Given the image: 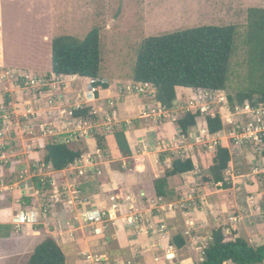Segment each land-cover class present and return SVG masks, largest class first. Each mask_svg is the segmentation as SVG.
I'll return each mask as SVG.
<instances>
[{"label":"rangeland","instance_id":"1","mask_svg":"<svg viewBox=\"0 0 264 264\" xmlns=\"http://www.w3.org/2000/svg\"><path fill=\"white\" fill-rule=\"evenodd\" d=\"M0 3L4 52V68L0 69V107L1 109L4 107L5 113H2L5 119H12L14 116L4 106L10 85H21L24 90L37 92L43 86H30L24 76L40 75L46 77L47 84L51 83L48 79L53 75L51 73L53 37L70 34L83 38L93 27H98L102 57L100 75L104 76L102 80L109 84L114 78L122 79L120 87L123 90L119 88L120 95L136 94L152 101L142 104L137 119H133L129 126L134 128L153 122L150 124L155 127L156 132L152 137L157 142L159 140L156 135L158 136L161 127L164 130L162 121L165 117H168L166 119L171 122L170 126L173 129L174 137L168 138L166 144L159 143L165 150H155L153 155L148 153L136 161L143 162L151 175L153 170L164 175L175 157H191L195 165V168L188 172L190 177L188 182L191 185L189 188V185H184V180L175 179L172 181L173 188L168 185V195L165 198H158V202L154 199L151 205L147 204L150 206L147 212L141 214L137 211V205L130 206L126 212L122 208L115 212L126 219L128 228L133 232L132 236L140 238L144 244L152 236L151 232L155 225L158 224L159 229L163 230L165 228L162 223L170 219L171 233L163 236L166 241L159 246L161 253H151V250L140 252L143 247L139 246L138 252L134 254L131 252L128 255L124 252L114 253L106 247V252H91L93 256L90 257L88 247H84L82 252L86 253L81 255L79 262L197 264L203 258V250L211 239L212 231L219 227L228 240L239 236L252 245L264 244V103L252 107L246 101L244 105H236L232 109L227 100L228 95L247 90L251 85L249 61L252 46L247 41V10L250 7H264V0H0ZM205 24L236 26L234 52L225 90L190 88L189 91H184L183 88H179L176 101L171 109H167L169 112L165 117V109L155 99L154 86L142 93L125 90L127 84L133 85L132 73L136 54L143 38ZM2 70L10 71L13 75H3ZM46 85L44 87L49 86ZM90 86L91 84L88 89L82 91L78 101L60 103L66 106L62 107L65 109L64 116L60 117L65 122L74 121L78 125H87L88 127L83 130L94 136L96 141L97 135L103 136L105 143L107 133L121 129L122 123L117 124L115 98L105 101L109 112L103 116L96 117L90 113L83 118L69 114L72 109L87 106L94 101V94L100 86L92 92L93 95L88 93L91 90ZM50 102H53L52 99ZM58 104L57 106H60ZM188 109H200L203 115L197 117L196 124L189 128L187 135H184L178 129L176 119ZM112 110L116 112L113 115ZM211 112L219 113L223 124V128L215 134L208 132L205 120V116ZM56 117L58 116L50 112L47 118L51 120H48L49 128L46 130H52L50 126L55 128L53 122ZM83 130H72L63 135L73 133V136H76ZM128 132L130 130L126 129V136H131ZM142 133L146 134L144 131ZM220 142L228 146L231 159L229 167L222 172L223 180L214 182L215 172L209 153ZM71 145L76 149H84L80 138L72 141ZM105 150L102 151L105 153ZM1 163L5 165L7 162ZM126 164L122 160L115 163L114 167ZM205 177H209L211 181L206 182ZM175 185L182 187L177 190ZM141 196L147 197V191ZM70 204L77 206L81 203L76 195H73ZM54 207L52 203H44L41 211L50 214ZM74 208L77 210L75 220L79 222L78 226L84 228L95 223L107 224L112 220L114 213V211L107 215L105 213L99 221L86 222L83 220V213L87 209L77 206L71 207V210L74 211ZM158 213L163 215L165 220L154 219L155 223L152 225V219L146 214ZM24 216L26 218L22 219ZM20 219L34 220L27 213H19L16 215L17 222L14 226L10 225V222L0 224V236L11 237L8 240L0 239V247L3 249L0 250L3 251L0 254V264H25L35 246L52 234L51 228L47 229L40 223L32 225L33 232L29 234L27 229L31 226H26V229L25 225H18L21 223ZM176 234L183 235L185 239V245L180 249L170 244ZM7 245L9 247L4 249ZM72 249L69 245L63 244L67 264H74L70 255ZM7 254L11 255L6 256Z\"/></svg>","mask_w":264,"mask_h":264},{"label":"crops","instance_id":"2","mask_svg":"<svg viewBox=\"0 0 264 264\" xmlns=\"http://www.w3.org/2000/svg\"><path fill=\"white\" fill-rule=\"evenodd\" d=\"M103 77L101 75L100 79ZM90 79L78 75H51V78L48 79L51 83L47 84L49 86H43L37 92L24 90L21 85H10L8 97L5 98L7 102L4 106L14 116L12 119H5V110H0V224L10 222V225L14 226L17 222L16 215L19 213L31 215L34 220L23 221L20 219L21 223L18 225H25V228L31 226L26 228L29 234L33 232L32 225L35 223H40L47 229L51 228L52 234L50 235L56 239L62 250L64 243L73 248L70 255L74 264H83V262H79V259L83 253H86L82 252L84 247H88L90 257L93 256L91 252H106V247L113 250L114 253L117 251V253L124 252L128 255L131 252L133 254L138 252L139 246L143 247L140 252L147 250L150 252L151 250V253H161L159 246L166 241L163 236L171 233L169 218L168 221L162 223L165 229H159L158 224L155 225L151 232L152 236L144 244L140 238L132 236L133 232L128 228L126 219L115 212L120 208L126 212L130 206L137 205V211L142 214V212L148 211L150 206L147 204L151 205L155 199L152 196L153 179L162 175L155 173L154 170L151 175L143 162L136 160L148 153L153 155L155 150H165L159 143L166 144L168 138L174 137L173 129L170 126L171 122L166 119L168 117H165L169 111L165 109V118L162 121L164 130L163 127L160 128L158 136L156 135L159 140L157 142L152 137V134L156 132L155 127L151 126L153 122H150V125L142 124L134 128L129 126L133 119H137L142 104L152 101L136 94L120 95L119 88H121L122 79L119 78H114L106 88L99 87L94 94V101L87 105L91 108L90 113L96 117L103 116L104 113L109 112L105 101L115 98L117 101V124L126 123L127 129L130 130L128 133L131 134V136L127 135L132 152L131 160L125 161L120 153L114 131L105 136L106 150L104 149V153L98 148L95 137L83 130L88 127L87 125H78L74 121L65 122L60 117L64 116L65 109L63 108L66 107L60 103L66 104L67 102L69 104L78 101L82 91L88 89ZM179 88H183L184 91L190 90V88L177 87V96ZM85 95H87V91ZM50 99L53 102H50ZM57 103L60 106H57ZM50 112L58 117L53 122L55 128L50 126L52 130H46L49 128L48 120L54 117L47 118ZM79 129L83 131L76 136H73V133L63 135L65 132ZM143 131L146 133L145 135H143ZM54 138L68 142L73 149L76 148L72 147L71 142L78 138L82 139L84 149H82L81 159L62 170H53L50 165L43 164L45 145L47 141ZM122 160L127 164L114 167L115 163ZM4 161L7 162L5 165L1 163ZM126 166L129 167L125 168ZM179 178L185 181V184H182L189 185L188 188L191 186L188 182L189 173H184L169 178L170 188L174 187L172 181ZM181 187L176 186V189ZM145 191L148 196H141L145 194ZM73 195L78 198L81 204H77V206L82 209L98 208L106 215L114 211L112 220L107 224L95 223L88 228L78 226L79 222L75 220L77 210L75 208L74 211L71 210V207L77 206L70 204ZM155 200L158 202V199ZM48 202L55 207L52 209V213L44 214L41 211V206ZM160 213L146 214L148 218L152 219V225L155 223L154 219L163 218L162 220H165ZM10 238L0 236V239L8 240ZM8 247L7 245L6 248H3L7 249ZM0 250L3 249L0 247ZM2 252L0 251V254ZM64 254L67 264V255L65 252ZM9 255L11 254L6 256Z\"/></svg>","mask_w":264,"mask_h":264},{"label":"trees","instance_id":"3","mask_svg":"<svg viewBox=\"0 0 264 264\" xmlns=\"http://www.w3.org/2000/svg\"><path fill=\"white\" fill-rule=\"evenodd\" d=\"M247 41L252 46L250 56L251 85L247 90L228 95V103L236 105L249 102L252 107L264 103V7L247 10ZM236 26L234 24H205L158 35H150L141 41L137 50L132 80L147 82L155 87V99L164 109H171L177 98L176 88L225 90L230 73V61L234 52ZM51 73L56 76L78 75L97 78L94 86L106 88L108 83L100 79L101 42L99 28L93 27L83 38L70 34L53 37ZM91 108L72 109L74 117L86 118ZM203 115L200 109H188L176 119L179 131L187 135L189 128ZM207 130L215 134L223 128L219 113L205 116ZM127 124L114 131L118 149L125 161L131 160V149L125 131ZM98 148L105 149L104 137L96 136ZM43 164L53 170H62L81 159L83 150L73 149L69 143L56 138L45 145ZM163 156V154H162ZM161 156V157H162ZM215 176L222 181V172L229 167L231 154L228 146L220 142L209 153ZM195 168L191 157H175L164 175L153 179L155 199L168 195L170 177L191 172ZM210 182L209 177H205ZM170 244L177 249L185 245L183 235L176 234ZM262 264L264 244L252 245L243 237L227 239L222 228L211 233V239L203 250V258L197 264ZM25 264H66V256L56 239L48 235L38 243Z\"/></svg>","mask_w":264,"mask_h":264},{"label":"built area","instance_id":"4","mask_svg":"<svg viewBox=\"0 0 264 264\" xmlns=\"http://www.w3.org/2000/svg\"><path fill=\"white\" fill-rule=\"evenodd\" d=\"M4 68V52H3V22H2V14H1V3H0V69ZM3 75H13L10 71H3ZM26 78V83H28L32 87H41L47 84V79L44 75L36 76V77H29V76H24ZM97 80V78H91L90 79V84H91V92L89 91L88 93L93 95V91H95L97 86H94V82ZM153 86L150 83L147 82H138L134 81L133 85L132 84H127L125 90L129 91H135L136 93H142L145 92L146 89L150 88ZM123 90V88H121ZM147 91V90H146ZM1 109V107H0ZM4 107H2L1 110H3ZM115 110H112V115L115 114ZM69 114H72V110L69 111ZM104 211H101L98 208H89L87 209L83 215V220L88 221V222H95L101 220V218L104 216ZM26 218L25 216L22 218ZM100 258H97L99 260Z\"/></svg>","mask_w":264,"mask_h":264}]
</instances>
